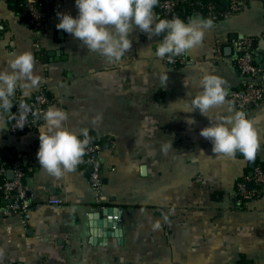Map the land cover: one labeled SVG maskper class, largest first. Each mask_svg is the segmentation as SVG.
Segmentation results:
<instances>
[{"label": "crops", "instance_id": "crops-1", "mask_svg": "<svg viewBox=\"0 0 264 264\" xmlns=\"http://www.w3.org/2000/svg\"><path fill=\"white\" fill-rule=\"evenodd\" d=\"M213 2L218 11L228 9L227 0ZM42 3L48 20L37 31L26 22L22 0H0V70H10L13 53H33L36 83L22 79L14 93L30 99L44 90L50 96L45 111L62 109L68 114L63 126L88 129L100 144L104 202L94 201L88 166L79 162L55 176L38 162L43 118L14 134L11 111L0 108V163L18 158L32 202L40 205L26 226L0 208V264H264V196L240 204L236 192L240 181L251 187L254 168L264 163V100L245 110L215 105L208 117L181 110L202 90L206 72L225 81L227 94L243 86L235 49L243 36L252 38L253 60L262 68L254 81L264 89V0H247L238 12L212 20L178 66L155 55L163 33L149 38L139 29L130 33L127 53L109 61L56 28L57 11L77 15L75 0ZM187 8L186 22L209 19L200 8ZM234 111L245 112L257 129L254 159L214 154L199 134L208 118L215 122ZM98 114L102 119L93 123ZM165 144L172 147L164 151ZM108 215L118 216L121 234L109 227Z\"/></svg>", "mask_w": 264, "mask_h": 264}, {"label": "clouds", "instance_id": "clouds-1", "mask_svg": "<svg viewBox=\"0 0 264 264\" xmlns=\"http://www.w3.org/2000/svg\"><path fill=\"white\" fill-rule=\"evenodd\" d=\"M158 0H75L77 15L67 11H57L56 28L71 34L90 51L106 57L109 61H119L132 47L130 33L134 29L147 33L149 38L160 36L155 55L159 58L180 55L193 48L204 38V29L211 27V19L190 18L187 22L180 17L157 18L154 7ZM34 56L30 50L13 53L8 60L10 70H0V108L11 107L9 99L22 79H30L33 84ZM225 81L217 74L206 72L200 79L201 91L192 96L188 106L181 109L208 114L215 105L226 102ZM25 95L28 92L25 91ZM21 107H24L23 105ZM208 117V116H207ZM68 118L66 111L49 107L43 114L45 125L39 128L38 162L51 174L61 176L72 170L79 162L88 143V129L79 133L63 126ZM102 119L98 114L93 123ZM201 127L199 134L208 139L214 154L234 156L237 152L247 159L255 158L258 149V133L254 123L245 112L234 111L231 115L217 117L213 122ZM194 122L193 118L188 119ZM18 127H23L19 125ZM81 136L84 138L81 139ZM170 144L162 145L167 151ZM157 222L154 227H159Z\"/></svg>", "mask_w": 264, "mask_h": 264}, {"label": "built area", "instance_id": "built-area-1", "mask_svg": "<svg viewBox=\"0 0 264 264\" xmlns=\"http://www.w3.org/2000/svg\"><path fill=\"white\" fill-rule=\"evenodd\" d=\"M24 13L27 24L37 30L43 31L48 20V11L43 6L42 0H23ZM184 1L188 7L203 8L206 10L207 18L217 20L232 13L238 12L241 5L247 0H227L228 9L225 12L217 10V4L213 1L204 0H158L154 7V12L161 18H169L175 14L179 2ZM220 16V17H219ZM252 38L243 36L236 40V66L239 74L246 78L241 88L231 90L226 96V102L231 106L245 110L249 106L258 105L264 100V89L254 81L255 77L260 74L262 68L257 66L253 60ZM163 61L172 66H177L186 61L183 54L167 56ZM21 96V92H18ZM11 106L16 104L19 112L12 113L10 108V131L14 134H20L31 129L34 123L43 118L45 105L49 102L44 91L34 94L32 100L21 102L19 98H9ZM24 107H21V106ZM36 115L33 116V113ZM23 125V127H18ZM84 137L82 136L81 139ZM88 143L80 160L81 165L88 166V179L94 190V201L98 206L104 202L103 181L101 176V164L97 155L100 144L87 137ZM7 170L11 171V176L6 175ZM26 172L24 165L18 160L13 159L8 164L0 163V208L4 215H18L23 225H27L32 210L38 209L39 204L32 202L29 188L25 183ZM251 187L247 186V181H240L236 185L237 201L243 204L246 200L264 195V170L256 166L250 177ZM48 202L57 204L59 200L56 196H49ZM108 218L119 220L116 215H108Z\"/></svg>", "mask_w": 264, "mask_h": 264}, {"label": "trees", "instance_id": "trees-1", "mask_svg": "<svg viewBox=\"0 0 264 264\" xmlns=\"http://www.w3.org/2000/svg\"><path fill=\"white\" fill-rule=\"evenodd\" d=\"M204 1H206V0H204ZM209 1V0H208ZM211 1H213V0H211ZM207 2V1H206ZM188 7V5H187V3L186 2H184V1H180L179 2V6H178V9H177V11L175 12V14L173 15V16H171L170 18H172V17H180L181 18V16H183V15H185L186 14V10L188 9L187 8ZM22 11H23V13H24V1L22 0ZM200 12L201 13H203V14H205L206 15V10L205 9H201L200 8ZM24 15H25V13H24ZM25 17H26V15H25ZM220 17V16H219ZM219 19V18H218ZM178 66V65H177ZM44 91V90H43ZM45 92V91H44ZM45 94H46V96H47V98L50 100V96H49V94L48 93H46L45 92ZM34 96V95H33ZM33 96L30 98V99H24V97H20V95L17 93V92H15L11 97L12 98H15V97H17V98H19V100L21 101V102H28V101H30V100H32V98H33ZM46 107H47V104L45 105V109H46ZM10 110L12 111V113H17V112H19V108L17 107V105L16 104H13L12 106H11V108H10ZM34 115H36V113L34 112L33 113V116ZM94 141V140H93ZM13 159H18L17 157H11V158H8V159H6V160H4L3 162H1V163H3V164H8L11 160H13ZM257 166H259V167H261L263 170H264V163H262V164H258ZM25 168V167H24ZM25 172H26V168H25ZM264 196V195H263Z\"/></svg>", "mask_w": 264, "mask_h": 264}, {"label": "water", "instance_id": "water-1", "mask_svg": "<svg viewBox=\"0 0 264 264\" xmlns=\"http://www.w3.org/2000/svg\"><path fill=\"white\" fill-rule=\"evenodd\" d=\"M10 174H11V171L9 170L8 171ZM11 176V175H10ZM248 186H250V184H248ZM108 223H110L109 224V227H111L112 225H115V226H117V232L119 233V234H121L122 233V228H121V223L120 222H118L117 220H115V219H110V218H108Z\"/></svg>", "mask_w": 264, "mask_h": 264}]
</instances>
